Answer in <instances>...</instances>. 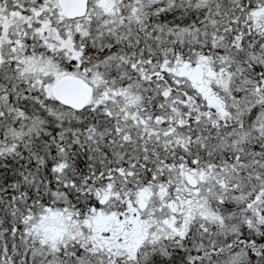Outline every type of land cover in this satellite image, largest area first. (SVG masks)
<instances>
[{
  "label": "snow or ice",
  "instance_id": "snow-or-ice-1",
  "mask_svg": "<svg viewBox=\"0 0 264 264\" xmlns=\"http://www.w3.org/2000/svg\"><path fill=\"white\" fill-rule=\"evenodd\" d=\"M0 264H264V0H0Z\"/></svg>",
  "mask_w": 264,
  "mask_h": 264
}]
</instances>
